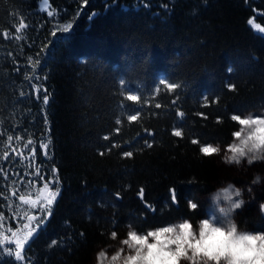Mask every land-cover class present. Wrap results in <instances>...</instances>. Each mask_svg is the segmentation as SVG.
Returning a JSON list of instances; mask_svg holds the SVG:
<instances>
[{
  "label": "trees",
  "instance_id": "16d2710c",
  "mask_svg": "<svg viewBox=\"0 0 264 264\" xmlns=\"http://www.w3.org/2000/svg\"><path fill=\"white\" fill-rule=\"evenodd\" d=\"M49 5L43 0H0V160L9 134L14 136L12 146L24 154L17 157L8 149L19 163L3 162L8 178L6 183L0 172V190L7 188L10 195L12 180L33 179L35 168L46 160L39 143L51 138L52 161L47 166L54 161L59 168L62 192L54 218L28 254L35 264H90L96 251L110 244V232L130 230V221L137 230H147L184 216H204L220 174L215 157L201 154L202 145L191 141L228 145L239 128L231 115L264 108V33L255 27H264V0H49ZM22 21L26 27L17 33ZM67 22L73 24L68 33L57 32L59 40L51 36V29ZM48 40L53 43L33 71L29 59L34 61ZM121 76L124 88L141 94L139 103L120 94ZM165 77L191 83L177 90V105L171 104L175 95L163 85L160 93L151 95ZM229 81L237 84L236 92L227 89ZM35 85L41 87V97L43 89H49L47 108L42 98L36 99ZM205 92L212 93L213 100L221 93L219 102L202 106ZM157 102L160 109L155 108ZM177 107L186 112L183 121L175 115ZM137 108L141 117L128 122V113ZM197 111L207 119L195 115ZM117 118L121 125L115 124ZM178 124L183 138L171 135ZM145 128L155 134L152 149L143 144V138L152 140ZM16 135L22 137L19 143ZM29 138L38 153L31 163L23 147ZM110 142L119 147L111 148ZM130 146L133 157H123ZM254 175L257 180L264 174ZM140 187L156 213L140 200ZM171 187L177 191L178 207L166 206L171 204ZM187 199L198 202L196 213L187 208ZM261 202L264 180H257L251 205L236 220L252 231L263 229ZM52 239L61 243L49 247ZM4 264H15L14 258L5 257Z\"/></svg>",
  "mask_w": 264,
  "mask_h": 264
},
{
  "label": "snow or ice",
  "instance_id": "6c2138e0",
  "mask_svg": "<svg viewBox=\"0 0 264 264\" xmlns=\"http://www.w3.org/2000/svg\"><path fill=\"white\" fill-rule=\"evenodd\" d=\"M84 4H88V0H83ZM45 6L50 7L49 0H43ZM52 12H48V16H52ZM250 24H254L253 20L249 21ZM26 27L25 23L22 21L19 24V27L16 28V32L19 33L21 29ZM72 22H67L61 24L57 28L51 29V36L57 37V32L68 33L72 29ZM255 27L259 30L260 33H264V27H261L259 24H255ZM9 33L4 32V36L7 37ZM17 40H20L19 35L16 36ZM59 40L60 37H57ZM51 40H48L43 44L40 51L37 52L36 59L33 61L29 59V63L32 65L33 71L37 65L41 64V53L48 50V45L52 44ZM19 71V68L16 69ZM226 71L231 74L234 69L229 66ZM27 78V77H26ZM119 84L122 86L120 89V94L125 97L126 100L139 103L141 101V94L137 91L126 89L123 86L126 84L125 78L121 76L119 79ZM160 85H163L169 93H173L175 98L171 100L172 105H177V102L180 100V93L177 91L182 87H191V83L185 81L183 83H177L170 81L169 78H160L158 84L155 85L154 91L151 95H156L161 92ZM226 87L229 91L236 92L238 86L236 83L231 81L226 83ZM35 91L37 93L36 99L41 100L42 104L47 108L50 104L51 93L48 88L43 89V95L41 97V87L35 85ZM20 97H25L26 93L21 91L19 93ZM212 93L205 92L202 96L203 105L208 106L209 104H216L221 98V93H215V99H211ZM155 108L160 109L161 104L157 102ZM142 109L137 108L130 111L127 115L128 122H136L141 117ZM175 115L180 118L181 121L186 117V112L181 110L179 107L176 108ZM197 116L207 119V115L204 112L197 111L195 113ZM231 120L239 124V130H236L232 133V136L235 138L234 142L227 145V149L224 153V162L231 165L235 164L237 166L244 167L251 166L249 171L255 170L258 167L257 162H264V112L257 110L256 112H234L231 115ZM217 123H221L222 119L217 117ZM44 123L49 125L47 131L49 136H51V126L49 121V114L47 111L44 112ZM123 121L120 118L115 120L116 125H121ZM116 133H120L121 128L116 127L114 129ZM147 132L148 137H151L152 140L148 138H143V144L148 149L153 148V141L155 139V134L149 131L147 128L144 129ZM2 135V134H0ZM171 135L178 138L184 137V132L182 131V126L178 124L174 126L171 130ZM7 146L2 152V160H0V172L4 173V176L8 178V173L5 171L4 161L9 163H19L15 158L10 157L9 148L11 152L16 153L17 157L23 156L24 154L20 151H17L15 146H12V141L14 136L12 134L7 135ZM22 137L20 135L15 136L17 143L21 141ZM105 141H109V135L103 137ZM53 141L49 138L46 142L40 141L39 148L43 150V157L46 160H41L39 166L35 168L33 179H25L22 181L12 180V189L10 195L8 194L7 188L0 190V196L3 197L0 200V264H4V258H14L15 264H35L33 258L28 254L32 249V244L36 239L40 237L47 230V226L50 223V218H54V205L57 204L58 197L61 195L62 187L61 181L62 176L60 170L57 167L56 163L53 161L51 167L47 166V161H52L51 154V145ZM111 143V142H110ZM191 143L201 144L200 152L201 154H218L221 152V147L213 146L211 142H202L199 139H192ZM24 148L28 150L30 154L29 163L37 159V147L36 143L32 138L27 140V144L23 145ZM119 147L118 143H111V148ZM109 151L111 149H108ZM143 150V149H140ZM104 155V152L100 153ZM122 156L125 158H131L134 155V146H130L128 150L122 151ZM28 158L27 156L25 157ZM261 172L264 173V168H261ZM25 177L28 176V172L24 173ZM257 180H264V175L258 176ZM253 181V184L257 182ZM43 181L42 186H39V182ZM232 186L229 185V188ZM229 188L224 189L225 192ZM170 205H166L169 208L172 205L179 206V201L177 197V191L175 187L170 188ZM252 188L248 189V192L251 193ZM141 201L145 202L147 209L152 213H156L157 209L153 203H149L145 200V188L140 187L137 193ZM232 195L238 199H232L229 197V201H234L233 206L240 210L242 207H239L235 201H243L244 199H239L242 196V190L240 188H235L232 191ZM117 199L121 197V193L117 191L115 193ZM219 200V198L217 197ZM187 208L192 212L196 213L198 211V202H194L192 199H187L186 201ZM259 211L264 213V202L259 203ZM191 216L181 217L179 220L185 222L191 220ZM12 220H15L16 223H11ZM202 223H207V221H202ZM172 227L175 230L174 222H167L165 225H159L154 228L145 230L141 228L137 230L133 222H129V229L126 233V237L121 243L124 246H127V251L124 247H120L115 254L108 257L106 251H100L98 253V264H230V259L227 256H216V257H207L202 253H196L194 250L187 246L182 245L179 248L173 247L171 243L166 248H161L159 243H153L150 239L151 237H156L158 232L164 231L166 227ZM189 228H192L193 225L189 224ZM180 228H183L184 225L180 224ZM258 236L264 237V230L254 231ZM83 236V232L80 233ZM118 233L116 230L110 232L112 239L117 237ZM193 239H196V233H192ZM68 240L71 237H67ZM159 239V238H158ZM61 241L57 239H52L49 247L58 246ZM253 260L256 257L252 258ZM262 264H264V257H260ZM245 264H251V261L245 262Z\"/></svg>",
  "mask_w": 264,
  "mask_h": 264
},
{
  "label": "clouds",
  "instance_id": "9594fccd",
  "mask_svg": "<svg viewBox=\"0 0 264 264\" xmlns=\"http://www.w3.org/2000/svg\"><path fill=\"white\" fill-rule=\"evenodd\" d=\"M208 200L214 207L213 215L197 217L187 222L175 221V230L170 226L166 227L156 237L150 238L152 242L159 243L162 249L171 243L176 248L187 245L194 252L207 257L227 256L230 264H245L248 261L251 264H262L260 257H264V237L258 236L236 220L237 208L233 206L234 201L218 200L214 193L209 194ZM235 203L243 207V201ZM180 224L184 227L180 228ZM189 224L193 227L189 228ZM193 232L196 233V239L192 237ZM253 257L256 259L253 260Z\"/></svg>",
  "mask_w": 264,
  "mask_h": 264
},
{
  "label": "rangeland",
  "instance_id": "374dc122",
  "mask_svg": "<svg viewBox=\"0 0 264 264\" xmlns=\"http://www.w3.org/2000/svg\"><path fill=\"white\" fill-rule=\"evenodd\" d=\"M261 112H264V108L259 110ZM256 112V111H254ZM239 125V124H238ZM240 128V126H239ZM238 128V130H239ZM235 138H232V142H234ZM221 147V152L218 154H208V155H212L215 157L216 161H217V166L219 169V174H220V180L218 185L215 187V191L214 194L216 197H218L220 200L223 201H229V197H231L232 199H238L236 197H234L232 195V191L235 188H240L242 190V196L239 199H244L245 200V204L243 205V207L240 210L236 211L235 216L244 209L245 206H250L251 204L250 202V195L251 193L248 192L249 188L254 189L255 184H253V181L256 180V177L254 175L255 172H261V168H264V162H257L258 167L255 170L249 171L248 169L251 168V166H247L245 164L244 167L241 166H237L235 164H227L224 162V153L227 149V145L225 146H219ZM251 174V175H250ZM264 174V173H263ZM255 179H254V177ZM240 180L239 182H235L234 179ZM252 179V182L249 183L251 180L248 179ZM260 182V181H259ZM229 185H231L232 187L229 188ZM229 188V190L227 192L224 191V189ZM207 208L205 209V213L204 216H210L214 214V207L211 206L210 204H207ZM13 224L16 223L15 220H12ZM264 230L261 228H258L257 231H261ZM128 230H124V231H120L118 232V235L115 239H112L110 244L108 246H106L105 248H101L99 250L96 251V253L93 255V258L91 260L90 264H98V253L100 251H106L108 254V257L110 258L111 255L115 254L116 251L119 250L120 247H124L127 251V246L122 245L121 241L126 237V233Z\"/></svg>",
  "mask_w": 264,
  "mask_h": 264
}]
</instances>
